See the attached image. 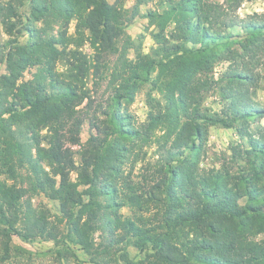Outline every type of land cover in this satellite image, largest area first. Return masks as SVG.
Masks as SVG:
<instances>
[{
    "label": "trees",
    "instance_id": "trees-1",
    "mask_svg": "<svg viewBox=\"0 0 264 264\" xmlns=\"http://www.w3.org/2000/svg\"><path fill=\"white\" fill-rule=\"evenodd\" d=\"M22 1L0 0V26L9 36ZM146 1L138 0V4ZM166 1L162 13L149 15L153 23L160 19L159 33L154 35L160 59L137 54L138 61L132 64L122 57L115 72L121 80L118 97L125 91L131 98L139 82L151 81L161 92L162 102L148 97L149 112L139 126L124 124L120 114H109L117 138L99 142L95 156L84 159L81 185L89 190L83 194L70 180V173L77 169L68 144L80 141L83 118L77 108L83 93L79 85L81 90L90 68L81 51L68 50L67 28L75 19L76 31L88 32L93 49L101 55L108 53L120 35L121 16L116 7L120 0L112 4L106 0H29V40L10 44L0 54V64L5 63L7 71L0 76L1 163L12 176L17 161L44 162L49 171L36 178L35 189L59 203L81 240L93 230L99 207L93 201V188L105 172L101 188L111 202L106 208H113L120 198L139 213L154 211L147 220L140 215L137 220L108 221L112 234H120L121 241L140 250L151 249L145 264H264V125L260 123L264 106L255 102L264 80V14L240 18L237 11L244 0H228L225 5L207 0ZM37 22L43 24L41 29L30 27ZM54 23L61 24L57 36L47 32ZM168 26L169 39H165ZM60 61L66 76L57 70ZM33 69L31 78L25 80L24 72ZM152 73H156L154 78ZM209 90L219 96L218 113L201 109V94ZM32 124L36 130H50L42 139L46 147L41 146ZM209 127L232 130L238 138L229 158L239 167L236 174L231 167L199 174ZM158 130L163 136L157 160L145 179L148 184L137 191L121 177L119 163L134 154L128 141L146 145ZM21 197L20 189L0 181L1 224H11L8 217L15 221ZM46 228L27 217L24 231L12 232L28 240L44 234ZM80 242L86 246V241Z\"/></svg>",
    "mask_w": 264,
    "mask_h": 264
},
{
    "label": "rangeland",
    "instance_id": "rangeland-1",
    "mask_svg": "<svg viewBox=\"0 0 264 264\" xmlns=\"http://www.w3.org/2000/svg\"><path fill=\"white\" fill-rule=\"evenodd\" d=\"M109 4L113 0H106ZM180 0H175L177 4ZM219 5H225L228 0H207ZM22 6L17 9V17L13 20L15 28L13 34L9 36L0 26V54L7 52L9 45L13 43H25L29 40L28 29L30 19L29 0H23ZM166 0H147L138 4V0H120L117 4V11L121 18L118 20L117 28L120 31L119 37L114 43V47L106 54H99L90 44L88 32L76 31L77 21L72 19L67 28V48L68 50L81 51L89 63V72L84 80V84L79 91L83 93V102L80 107L83 123L79 130V144L68 146L71 148L76 171L70 173L72 183L78 185V189L84 194L89 187L82 186L80 173L83 171L84 159L95 156L99 142H110L117 138L113 136L111 118L109 114L117 113L124 117L123 123L132 122L139 126L146 121L149 112L147 104L148 97L154 101L162 102V94L156 86L148 83H138L137 89L130 98L127 92H123L118 97L116 90L119 88L121 80H117L119 59H126L132 64L136 63L137 54L149 57L153 60L160 59L158 47L154 40V35L159 33L157 19L151 22L150 13L160 14L166 9ZM253 13L264 14V0H244L237 14L240 18ZM41 29L43 24L37 22L30 27ZM61 29V24L54 23L48 34L57 36ZM171 26L165 29V39H169ZM20 31V33H19ZM19 33V34H18ZM98 54L101 55L98 59ZM57 70L61 75L66 76L67 71L63 61H60ZM33 70L24 72L23 78L29 80ZM7 74L6 64H0V76ZM156 73H152L154 78ZM116 80V81H115ZM257 91L255 102L264 106V80ZM201 109L207 114L218 113L221 109L219 96L214 90L203 91L201 94ZM127 114L124 116L123 114ZM131 118H128L129 116ZM264 125V118L260 120ZM32 127L33 124H32ZM29 126L27 133L31 132ZM35 129V127H34ZM41 137V146L46 147V141L42 140L50 134V130H36ZM26 133V130H23ZM32 135V133L30 134ZM163 136L158 130L146 145L141 143L127 142L134 146V154L130 158L119 163L124 181L130 183L137 191L145 188L152 173L159 149V141ZM97 139L90 143L92 138ZM4 140L0 133V141ZM238 142V138L232 130L219 127H209L203 153L199 159L198 171L200 175H207L212 171H219L222 168H230L232 173L237 172L238 166L233 165L230 158V148ZM1 148V146H0ZM101 149V148H100ZM90 151V153H89ZM102 150H99L101 152ZM88 152L89 154H87ZM43 171H49L44 162L37 161L35 165L19 163L14 164V172L9 176L6 168L0 159V181L8 186H15L22 191V197L16 206L17 218L11 224L0 223V264H145L150 260L148 257L152 251L149 247L142 250L133 245L121 241L118 233L112 234L109 218H119L121 220H137L142 215L145 220L152 218L153 210L139 213L127 205H123L120 198L115 200L113 208H106L110 204V197L104 194L101 185L106 183L103 174L100 175V184L93 188V201L99 204L96 208L97 218L93 221V230L86 240L78 238L72 231L71 221L68 215L60 211L59 203L47 198L43 193L35 189L36 178L42 177ZM106 174V173H105ZM112 177L108 178L111 180ZM144 180V181H143ZM123 184V181L121 182ZM84 201L88 197L84 196ZM75 215L77 210H74ZM87 216V215H86ZM27 217H32L38 222V226L46 225L44 234H35L28 240H23L15 235L13 231H24V223ZM86 217L81 223H84ZM149 221V220H148ZM12 225V229L10 228ZM148 226V224H147ZM11 229V230H10ZM53 237V238H51ZM79 241H86L81 245Z\"/></svg>",
    "mask_w": 264,
    "mask_h": 264
},
{
    "label": "built area",
    "instance_id": "built-area-1",
    "mask_svg": "<svg viewBox=\"0 0 264 264\" xmlns=\"http://www.w3.org/2000/svg\"><path fill=\"white\" fill-rule=\"evenodd\" d=\"M221 70V65L220 66H217V67H215V69H214V77H217V75H218V72Z\"/></svg>",
    "mask_w": 264,
    "mask_h": 264
}]
</instances>
